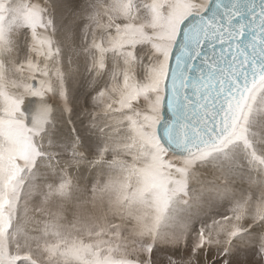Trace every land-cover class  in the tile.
Returning <instances> with one entry per match:
<instances>
[{
	"label": "snow or ice",
	"instance_id": "6c2138e0",
	"mask_svg": "<svg viewBox=\"0 0 264 264\" xmlns=\"http://www.w3.org/2000/svg\"><path fill=\"white\" fill-rule=\"evenodd\" d=\"M0 264H264V0H0Z\"/></svg>",
	"mask_w": 264,
	"mask_h": 264
}]
</instances>
